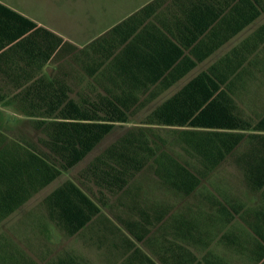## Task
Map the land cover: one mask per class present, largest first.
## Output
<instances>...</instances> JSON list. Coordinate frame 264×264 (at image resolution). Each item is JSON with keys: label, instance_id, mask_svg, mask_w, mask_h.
Instances as JSON below:
<instances>
[{"label": "crops", "instance_id": "0c3cea01", "mask_svg": "<svg viewBox=\"0 0 264 264\" xmlns=\"http://www.w3.org/2000/svg\"><path fill=\"white\" fill-rule=\"evenodd\" d=\"M4 5L75 45L60 80L86 107H127L118 128L184 129L147 120L201 79L181 111L196 113L188 99H204L208 112L235 117L241 137L210 172L197 152L179 156L203 179L196 189H167L148 166L124 189H101L85 170L121 138L101 147L108 136L46 184L53 164L35 161L38 138L22 130L32 122L0 107V264H264V0H76L74 36ZM0 29L1 40L13 32ZM9 80L25 78L0 69Z\"/></svg>", "mask_w": 264, "mask_h": 264}, {"label": "trees", "instance_id": "16d2710c", "mask_svg": "<svg viewBox=\"0 0 264 264\" xmlns=\"http://www.w3.org/2000/svg\"><path fill=\"white\" fill-rule=\"evenodd\" d=\"M0 27L4 31H13L3 35L2 40L0 35V69L8 78H25L0 82V107L14 109L18 118L30 120L40 134L32 146L33 155L37 162L53 164L50 178L46 175L48 184L82 162L119 124L128 123L130 115L125 111L127 107L121 109L112 101H108L109 106L96 101L89 108L72 97L71 87L60 80L58 63L63 56L75 59V45L38 27L37 23L2 3ZM49 64L55 71L52 77L45 70ZM202 86L201 79L193 81L184 92L168 100L147 120L148 125L184 129L129 130L105 149L85 173L99 179L101 189H111L112 192L124 189L147 166L154 169V174L167 189L198 188L203 179L195 176L196 170L190 169L188 162L180 161L179 156L190 153V149L197 152L204 159L200 161L201 168L210 172L220 164V149L224 148L221 150L222 158L235 148L236 139L241 137L234 133L236 125L232 121L235 117L208 112L203 108L204 99H188L194 102L196 113L181 111L187 100L184 93ZM172 137L185 141L184 146L174 147L169 142ZM225 138L232 139V144L225 145ZM174 148H180L182 152L174 155ZM210 155H217V160H211ZM68 185L80 191L73 183L68 182ZM78 193L83 201L91 202L81 191Z\"/></svg>", "mask_w": 264, "mask_h": 264}, {"label": "rangeland", "instance_id": "374dc122", "mask_svg": "<svg viewBox=\"0 0 264 264\" xmlns=\"http://www.w3.org/2000/svg\"><path fill=\"white\" fill-rule=\"evenodd\" d=\"M1 2L32 15L34 20L45 26H51L57 30L68 31L74 36L77 21L76 0H1ZM142 118L143 116H139L137 119H134V121L140 122ZM32 127H30V129L23 128L22 130L27 132L30 137L37 139V137H40V134L32 130L34 129V127ZM126 132L127 130L117 127V129L107 137V140L101 147L116 141ZM101 147L99 149H101ZM86 163L87 162H84V164Z\"/></svg>", "mask_w": 264, "mask_h": 264}]
</instances>
